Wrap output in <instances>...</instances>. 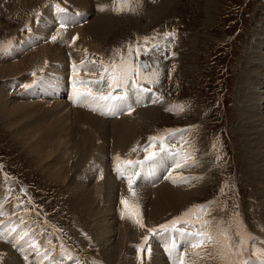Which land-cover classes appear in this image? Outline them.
Returning <instances> with one entry per match:
<instances>
[{"label": "rangeland", "instance_id": "rangeland-1", "mask_svg": "<svg viewBox=\"0 0 264 264\" xmlns=\"http://www.w3.org/2000/svg\"><path fill=\"white\" fill-rule=\"evenodd\" d=\"M162 2L164 0L153 9H158ZM110 3L113 5V0L106 1L108 6ZM50 7L52 0H0V41L12 42L11 49L0 55V64L11 57L17 44L32 37L34 22L39 19L40 14H43L41 22L43 19L52 20L45 10ZM146 7L150 10L148 3ZM135 8L138 12L115 15L114 12L110 13L111 17L115 16L112 17L113 20L116 18L117 29L112 31L106 41H100L103 62H119L121 54L127 59L128 46L135 48L139 44L141 55L137 57L133 54V63L140 65V59L145 57L152 63V70L148 73L141 71V74L152 78V72H159L158 83L142 82L144 89L153 90L161 96L159 100L152 99V105L158 108L156 118L145 127L146 129L139 131L133 143L137 148L142 145L146 148L150 138L156 137L153 141L155 147H159L158 141L165 140L178 153L186 156L190 153L191 158H187L183 168L185 173L182 170L181 172L188 175L196 167L199 178H202L198 179L197 183L203 181V184L196 186L194 200H188L183 211L175 214L172 212L174 210L167 212L165 215L170 214L163 218L166 221L155 226L163 223L166 225L165 222L168 221L171 224L194 206L206 205L209 207L203 219L214 220L217 228L229 229L233 243L238 238L235 233H243L246 229L254 239H249L245 245L243 258L249 261L262 260L259 251H264V202L256 193L258 183L251 175L259 166H256L257 160L254 163L256 154L252 155L249 151L251 146L247 142L248 137L246 139L247 121L241 116V109L248 98L246 94L250 93L252 99L258 97L256 90L259 88L256 87L259 85V75L263 74L261 70H264V66L257 63L262 62V58H259V61L256 58L258 54H264V46L260 45V42L264 43V0H253V3L252 0H176L169 14L161 20L157 19L153 24L152 20H156L151 15L153 9L145 17L139 13L138 7ZM95 9L98 13L97 8ZM92 17L94 18H90L89 23L95 19V15ZM27 24L32 26L30 32L25 30ZM166 33H174L175 38L166 37ZM145 37L155 39H150L145 46ZM153 44L159 45L161 51L153 49L146 55L143 54L144 47L152 49ZM38 46L40 47L26 51L19 57L38 53L37 50H41L42 45ZM60 48L62 47L58 49ZM65 48L63 49L67 51L68 47ZM40 60L37 62L42 61ZM95 62L98 63L99 59L96 58ZM8 63L12 61L3 65ZM253 67L259 72L258 75ZM23 71L25 72V64ZM99 71H96V78ZM136 79L141 82L140 77ZM30 83L31 79L19 86L17 92L28 90ZM129 90L134 88L129 87ZM117 92L121 91L118 89ZM219 92H222L227 101L225 106L230 109L225 116V122L218 121L220 113L215 110L210 112V119H207L206 106L216 100ZM146 95L148 96V93ZM258 104L259 108L255 111L264 117V100ZM181 105L184 106L183 110L179 108ZM182 116L184 117L180 118ZM212 122L217 126L215 130L212 128ZM70 124L71 122H68V126ZM8 125L9 123L5 124L0 119V165L3 167H0V208L3 211L0 224L5 226L4 230L7 232L9 227L16 226L18 232L29 233L26 240H31V230H34L36 237L41 239L35 241L40 246L38 251L44 253L47 250V258H44L37 254V250L29 248L27 243L21 241L19 245L23 247L20 250L17 248L19 264H74L75 259H66L65 256L70 254L75 258V254L66 247L61 248L62 243L58 242L61 240L60 236L52 229L75 233L78 238V232H82L81 238L85 245L80 240L79 243L90 252L95 242L99 241L100 234L91 229L92 216L82 217L79 206L74 203L75 197L73 198L65 184L52 183L46 179L37 161L23 143L16 139ZM155 126L160 130L140 138ZM223 126L225 135L230 138L228 157L221 154L224 141L220 139L219 131ZM262 126L264 127V122ZM155 147H149L148 150ZM144 153L146 151L142 154ZM112 156L110 153L108 158ZM109 163L111 169L116 172L115 158H111ZM71 173L70 179L80 184L73 175L74 172ZM191 185L193 181L189 180L185 186ZM86 188L89 189L88 185ZM24 190L28 191L27 197L23 194ZM112 212L117 214L115 209H111L110 213ZM199 215L201 210L196 209L191 217L184 219L195 223V217ZM102 217V220L107 218ZM109 222L116 224L118 220L115 218L113 222ZM10 235L16 238V234ZM90 235L94 237L95 242ZM100 249L102 250L101 247ZM254 250H258L256 254H253ZM0 254H3L2 264H5L7 257L4 252ZM96 256L102 258L98 254ZM104 258L112 264H117L116 254L114 257ZM216 263L219 264L218 258Z\"/></svg>", "mask_w": 264, "mask_h": 264}, {"label": "bare ground", "instance_id": "bare-ground-1", "mask_svg": "<svg viewBox=\"0 0 264 264\" xmlns=\"http://www.w3.org/2000/svg\"><path fill=\"white\" fill-rule=\"evenodd\" d=\"M69 1L74 5L77 12L87 17L94 14L95 19L83 27L78 26L74 22L73 24L77 29L70 33V35L59 33V36L62 34V38H67L69 43L73 40V45L67 51L61 48V50L58 49L59 47L57 48L55 43L46 45V42L53 43L56 40H53V30L56 26L53 19H43L39 27L35 26L33 28L34 37L36 34L33 40L37 45H42V49L38 50V53H30V55L22 58H20L21 56L18 57L15 51L5 61H12V63L3 65L4 62L0 64V119L5 124L9 123L8 126L10 129L12 128L16 139L23 143L30 155L34 157L46 179L52 183L66 185L72 193L73 198L75 197L74 203L79 206V213L82 217L92 216L91 223L93 227L91 229L93 232L100 233L99 241L95 242L94 237L92 235L90 236L104 251L102 252L97 245V249L103 257H114V254H116L118 256L117 264H163L161 260L162 255L157 246L154 247L153 254L150 258H147L146 253H143L139 260L132 243L136 239L139 240L140 231H136L117 219L118 217L116 218V215L113 213L114 211L112 214L110 213L111 209H115L114 194L120 192L121 188L116 187L113 178L105 171V166L110 162L111 158L123 156L130 145L133 144L139 131L146 129L145 127L156 118L158 108L153 105H145L138 107L137 112L131 116L121 117L116 121L108 122L90 112L78 110L72 106L69 107L67 100L54 99L40 88L39 83L32 87L30 91L31 97H27L25 94L10 97V89L23 84L36 67L44 68L45 76L43 81H50L59 88L71 85L74 63L79 66L81 61H84L85 67L90 69L88 73L84 72L85 76L79 73L80 78L91 80V78L96 77L92 73L100 70L99 65L103 61V51L100 46V41H106L111 33H113L112 31L117 27L116 18L114 20L112 19L115 16L111 17L110 15V13H115V11L112 10L111 3L110 6L106 4L107 0ZM161 1L153 0V2H150V0H140L139 3L133 2L134 8L132 10L138 12L135 8L138 7L139 13L147 17L146 15L150 14V10L159 5ZM147 3L149 4L150 10L146 7ZM175 3L176 0H164L158 9H153L151 15L156 20H152V24L157 19L161 20L170 11V8L174 7ZM95 8H97L98 13H96ZM101 8L105 10L102 11L100 10ZM82 10H85L83 11L84 13L81 12ZM124 12L131 13V11H128V8H125ZM93 18L91 17V20ZM24 20L25 18L22 19V21ZM59 23L65 24L61 19H59ZM26 26L27 32H30L31 25L27 24ZM260 45L264 46V43L260 42ZM102 48L106 49L103 46ZM17 50L19 51V49ZM69 51L71 52L70 56H68ZM89 56H91V59L98 58L99 62L93 64ZM256 58L257 61L260 60L259 58H262V62L257 63H259V66H264V54L262 56L258 54ZM38 59L44 60V63L40 65L34 64L39 61ZM24 64L25 72L23 71ZM254 70L258 75L259 72L255 68ZM261 71L263 74L259 75L261 77L258 79L259 85L256 87V89L259 88L258 91L256 90L258 97L252 99L253 96L250 93L246 94L248 98L243 103L241 116L247 121L245 123L246 132L248 131L246 139L248 137L247 142L251 146L249 150L251 152L250 154H256L253 159L254 163L257 160L256 166H259L258 168L254 167L253 174H250L257 181L258 188H255L256 193L263 198L264 202V127L262 126L264 117L255 111L256 108H259L258 102L264 100V70ZM40 80L41 77L38 78V81ZM221 94L222 92L217 93L215 101L222 111L218 121L225 122V116L230 109L225 106L227 101L223 97V94ZM49 99L55 101V103L47 102ZM26 101L31 102L27 103ZM68 122H71L70 126H68ZM214 122L211 125L215 130L217 126H215ZM241 122H243L242 119ZM158 130H160L159 127L155 126L152 131L141 135L140 138L147 134L149 135V133H155ZM219 136L221 140L225 139V141H230V138L225 135L224 126L219 131ZM110 153L113 156L108 158ZM91 163L92 165H90ZM195 169L196 167L186 175L182 173L183 171H179L178 173L172 172L170 167H167L166 175L164 174L166 180L160 183L158 186L160 188L157 187L158 189L156 188L155 191L142 192L136 198L138 201L141 200L142 204L144 202L143 209L146 221L142 222L144 227H141V231H147L153 226L166 221L163 218L170 214L165 215L167 212L172 210H174L172 211L173 214L181 212L184 210V204L188 200H194V195L197 192L194 190L197 189L196 186L203 184V181L197 183L198 179H191L193 185L185 186L187 182H181V177L199 178L200 175L197 174ZM90 170L101 172V183L96 184L92 182L91 184L93 186H90L91 184L80 180V177L84 174L87 175L88 173L90 175ZM71 172H74L73 175L76 176L80 184L70 179L69 173ZM173 181L176 182L174 183ZM87 185L89 189L86 188ZM92 194L94 197H92ZM123 195L125 194L123 193ZM125 197L130 198L128 194ZM100 216L107 218L102 220ZM115 218L118 222L116 224H110L109 221L112 220L113 222ZM88 221L90 222V220ZM9 248L11 250L5 245H0V252H4L7 257L5 264H8V262L9 264H19V256L12 252L11 247ZM208 250L211 251V248L209 247ZM196 251V249L192 248L185 251V261L191 262V264H217L216 257L198 258L194 256V252Z\"/></svg>", "mask_w": 264, "mask_h": 264}, {"label": "snow or ice", "instance_id": "snow-or-ice-1", "mask_svg": "<svg viewBox=\"0 0 264 264\" xmlns=\"http://www.w3.org/2000/svg\"><path fill=\"white\" fill-rule=\"evenodd\" d=\"M140 0H137L139 3ZM132 0H113L112 10L116 11L117 14L122 13L125 9L123 5H128V11H132L131 8ZM55 9L63 13L65 10L60 7L57 3L54 5ZM100 10H105L101 8ZM63 27V25H61ZM166 37L171 36L175 38L174 33H166ZM56 37H53L55 40ZM150 39L155 38H144V45L146 46L149 43ZM12 47V42H2L0 41V55L9 51ZM161 51V47L159 45L153 44L152 49L144 47L143 54H147L151 50ZM119 54V53H118ZM135 54L137 57L141 55V48L139 44L135 48L132 45L128 46V58L125 59L123 55H120L119 62L116 60L110 62H100V71H99V79L96 80H85L80 78L79 73L85 72L88 73L90 69L85 67V62L81 61L80 65L77 66L75 63L73 64L72 72V80H71V90H72V102L76 106H87L90 107V110L93 111H103L106 108L113 107V102L117 100H127V92L129 87L136 89L137 91H148V89H144L142 87V82H147L148 84H156L159 82V72H152V78H149L147 75L141 74V69H148L150 66L145 64L137 65L133 63L132 56ZM95 64V61H92ZM93 75L96 73L93 72ZM35 75V74H33ZM136 77H140L141 82H137ZM107 89V91H105ZM120 90L124 95H116L117 90ZM183 105L179 106L181 110H183ZM129 111L131 109L129 108ZM157 138H150V142L148 147L144 150L147 152L149 147H155L153 141ZM133 151H136L134 148ZM156 153H150L145 159H152ZM186 158H191V154L189 153ZM117 161L116 171L119 175H124V172L127 171L121 169L120 164L123 163L125 165H132L133 162L131 160L121 162V158L117 156L115 158ZM137 163H140L137 161ZM184 163L183 160H177L176 167L179 168ZM191 179H202V178H188L181 177V182H188ZM174 183L176 181H173ZM129 188L131 190V178H129ZM121 203L125 205L127 211L122 215L127 216L129 219H133V222L138 224L140 227H144L142 223V217H139V207L138 205L129 206L127 200H121ZM19 206V205H18ZM209 206L206 205H197L194 206L193 209H190L188 212L183 214L181 218H177L171 222V227L175 228V226L179 223H184V229H177L180 235L190 236L192 239L188 242V247L192 249H199V251L194 252V256L198 258H213L216 257L219 260V264H250L248 259H244V247L248 243L249 239H254L251 237L250 233L246 232H237L235 235L238 237L235 243L230 239V230L229 229H220L217 228L216 222L212 219H203V215L205 214L206 209ZM196 209L201 210V215L195 217V223L191 222L188 219H184V217H191ZM3 215L2 208H0V216ZM4 225L0 224V239L5 238V234L3 232ZM162 229H168L169 225H161ZM189 228H192V231H188ZM8 231L10 233L16 234V239L18 241H24L28 244L29 248H33L37 250L38 255H42L44 258H47V250L44 253H40L38 251L39 245L35 243V241L26 240L25 238L29 236L27 232H18L16 226L9 227ZM150 232H155V229H150ZM147 237L144 238V242H147ZM6 242H13L12 240H7ZM51 244V241H49ZM23 245L18 244V250H20ZM64 246L61 245V248ZM209 247L211 251H209ZM143 245L138 246V250H142ZM173 264H191V262H186L184 257L186 252L184 249H177L175 244L173 243L172 247L169 249ZM258 250H254L253 254H256ZM260 257L264 258V251H259ZM3 254H0V264H2ZM66 259L75 258L70 254L65 256Z\"/></svg>", "mask_w": 264, "mask_h": 264}]
</instances>
